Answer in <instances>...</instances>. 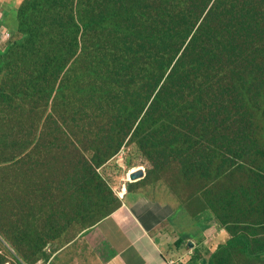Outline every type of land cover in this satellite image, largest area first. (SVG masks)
I'll return each instance as SVG.
<instances>
[{"label":"trees","instance_id":"obj_1","mask_svg":"<svg viewBox=\"0 0 264 264\" xmlns=\"http://www.w3.org/2000/svg\"><path fill=\"white\" fill-rule=\"evenodd\" d=\"M12 12L0 109L10 100L13 112L33 114L64 100L61 114L51 106L48 131L70 143L93 181L58 211L60 227L76 221L86 230L121 206L98 168L134 143L151 163L140 184L177 167L202 182L206 205L192 218L210 210L222 225L235 223L230 232L240 223L245 233L264 230V143L254 123L260 99L264 106V0H22ZM234 167L242 181L215 183L212 172ZM245 238L219 246L206 264H239L235 249L251 248Z\"/></svg>","mask_w":264,"mask_h":264},{"label":"rangeland","instance_id":"obj_2","mask_svg":"<svg viewBox=\"0 0 264 264\" xmlns=\"http://www.w3.org/2000/svg\"><path fill=\"white\" fill-rule=\"evenodd\" d=\"M21 2L0 0V47L10 38V29L14 30L12 10ZM4 10L7 11L6 17L2 15ZM6 80L0 74V87L7 83ZM7 101L10 100H5L0 109V262L48 264L50 257L68 246L69 240L87 229V232L91 231L109 215L94 225L90 220L86 230L76 221L65 230L60 227L58 211L70 201L77 202L76 195L93 185L92 179L85 176L82 158L75 154L70 143L54 128L48 131L53 125L46 117L52 114L57 119V113L51 111V106L54 105L61 114L66 109L65 101L50 99L47 107L41 103L33 114L15 113L9 104L5 106ZM261 104L262 99L257 107L260 120L255 118L254 123L255 134L259 136V142L264 143V113L261 111L264 106ZM150 168L151 163L138 146L126 143L98 171L120 200L124 193L131 191L144 192L156 200L166 195L178 206L185 205L191 217V213L205 207L200 192L202 182L196 177L185 178L174 167L163 169V172L155 170L152 180L145 185L140 184ZM78 169L81 170L79 176ZM136 169H142L144 176L132 181L129 173ZM212 175L216 177L217 185L221 181L228 185L242 181V173L236 167L225 168L218 175L212 172ZM110 210L113 211V207ZM209 212L204 210L200 215L208 213L211 216ZM83 245L86 249L83 253L90 250L88 245Z\"/></svg>","mask_w":264,"mask_h":264},{"label":"crops","instance_id":"obj_3","mask_svg":"<svg viewBox=\"0 0 264 264\" xmlns=\"http://www.w3.org/2000/svg\"><path fill=\"white\" fill-rule=\"evenodd\" d=\"M121 201L122 205L91 231L69 240L68 246L50 257L48 264H166L168 260L195 264L192 259L196 254L197 264H206L219 246L230 243L238 234L247 235L249 239H245L251 243L249 249L243 245L235 249L239 264H264V244L255 242L264 240V230L256 235L245 233L241 229L244 223H240L230 232L227 226L233 227L234 222L222 225L205 215L199 220L192 218L166 195L156 200L144 192L131 191L124 193ZM183 236L185 240L179 244ZM83 244L90 248L86 253ZM247 256L258 259L244 263Z\"/></svg>","mask_w":264,"mask_h":264},{"label":"water","instance_id":"obj_4","mask_svg":"<svg viewBox=\"0 0 264 264\" xmlns=\"http://www.w3.org/2000/svg\"><path fill=\"white\" fill-rule=\"evenodd\" d=\"M129 174V179L134 181L142 178L144 176V171L142 169H136L131 171Z\"/></svg>","mask_w":264,"mask_h":264},{"label":"built area","instance_id":"obj_5","mask_svg":"<svg viewBox=\"0 0 264 264\" xmlns=\"http://www.w3.org/2000/svg\"><path fill=\"white\" fill-rule=\"evenodd\" d=\"M166 264H177L175 260H168Z\"/></svg>","mask_w":264,"mask_h":264}]
</instances>
